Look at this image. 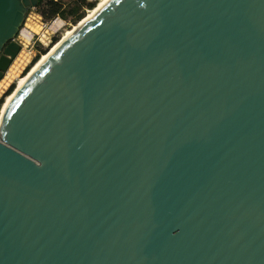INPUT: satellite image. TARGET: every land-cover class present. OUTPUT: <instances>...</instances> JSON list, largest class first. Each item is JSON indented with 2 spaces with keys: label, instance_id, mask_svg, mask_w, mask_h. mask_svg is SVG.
Masks as SVG:
<instances>
[{
  "label": "water",
  "instance_id": "95a60500",
  "mask_svg": "<svg viewBox=\"0 0 264 264\" xmlns=\"http://www.w3.org/2000/svg\"><path fill=\"white\" fill-rule=\"evenodd\" d=\"M13 92L0 264H264V0H107Z\"/></svg>",
  "mask_w": 264,
  "mask_h": 264
},
{
  "label": "bare ground",
  "instance_id": "6f19581e",
  "mask_svg": "<svg viewBox=\"0 0 264 264\" xmlns=\"http://www.w3.org/2000/svg\"><path fill=\"white\" fill-rule=\"evenodd\" d=\"M106 1L107 0H98L96 6L92 10L88 11L86 16H84L81 20H79L75 26H72L71 29L67 30L58 42H56L55 44L52 43L53 46H51L52 44H50L47 47V49L51 47L50 50H48L44 54H41L40 57L37 59V61L31 65L29 70L21 75L22 70L30 62L33 55V51L30 48H28V45L31 42V39L34 37V35L35 34L38 35V37L42 42L47 43L48 40L46 35L48 34V32L50 31L54 32L58 29V27H61L63 25V22L58 21V19L49 25H44L40 21V17L37 14H35L36 16L35 17L33 16L34 18L32 19L34 21L33 25L31 26L26 24L27 29L21 32V35L24 38L22 48L20 49L16 57L12 60L10 66L8 67L7 71L4 73V76L0 80V96L5 92L9 84L15 79H16L15 90L18 87H20L27 79V77L42 63V61H44V59H46V57L61 43V41H63L68 35H70L78 25H80L81 23L86 21L89 17H91V15L95 13V11L99 7H101ZM13 93L14 92H12L9 95H6L5 100L1 105L2 111L10 101Z\"/></svg>",
  "mask_w": 264,
  "mask_h": 264
},
{
  "label": "rangeland",
  "instance_id": "374dc122",
  "mask_svg": "<svg viewBox=\"0 0 264 264\" xmlns=\"http://www.w3.org/2000/svg\"><path fill=\"white\" fill-rule=\"evenodd\" d=\"M56 1H58V2H60L61 4H62V8H63V10L64 11H66V13H65V17H61L60 15V18L58 19V21H62L63 22V25L61 26V27H63L65 24H64V22H66L67 23V25L63 28V29H61L58 33H56L55 34V36L53 37V39L55 38L57 41H53V44H55L56 42H58L61 38H62V36H63V34L67 31V30H69V29H71V27L72 26H75L77 23H78V21H76L75 19H74V16L72 15V14H70V13H68V11L71 9V7H73V6H75V0H56ZM86 1V0H85ZM90 2H94L95 3V6H96V4L98 3V0H89ZM89 1H87V2H89ZM43 9H46V7L44 6V5H41L40 7H38V9L37 10H31V9H29L30 11H28V15L26 14V24L27 25H33V18L36 16L35 14H39V16H40V18L42 19V22H47L48 20H50V18H52V17H44V16H42V15H40L41 14V11L43 10ZM93 9V8H92ZM92 9H87L86 7H84L83 9H80L78 12L79 13H81L82 11H83V13H84V16H86L87 15V13H88V11H90V10H92ZM34 16V17H33ZM54 16H56V15H54ZM83 16V17H84ZM82 17V18H83ZM81 18V19H82ZM32 20V21H31ZM56 21V20H55ZM61 27H58V29H60ZM52 39V40H53ZM21 41L23 42L24 40L23 39H21ZM53 44L51 45V46H53ZM31 48V45L29 44L28 45V48ZM51 48V47H50ZM50 48L49 49H43L42 48V46L40 45V47H37L36 49L34 48H32V51H33V55H32V58H31V60H30V62L24 67V69L22 70V72H21V75L22 74H24V73H26L27 72V70H29V68L31 67V65H32V61H33V59H34V57L36 56V55H39V53L40 54H44V53H46L48 50H50ZM45 50V52H43ZM41 52H43V53H41ZM40 57V56H39ZM12 85H14V90H15V85H16V79L15 80H13L10 84H9V86L7 87V89L5 90V92L0 96V98H2V97H4V95L6 94V92L8 91V89L12 86ZM13 90V91H14ZM12 91V92H13ZM11 92V93H12ZM10 93V94H11ZM4 100H5V97H4Z\"/></svg>",
  "mask_w": 264,
  "mask_h": 264
},
{
  "label": "trees",
  "instance_id": "16d2710c",
  "mask_svg": "<svg viewBox=\"0 0 264 264\" xmlns=\"http://www.w3.org/2000/svg\"><path fill=\"white\" fill-rule=\"evenodd\" d=\"M41 5H44L46 7V9H43L41 11L42 16L50 18V17L58 14L61 17H65L66 11L63 10L62 4L60 2L55 1V0H37L36 6L40 7ZM84 7H86L87 9H92L95 7V3L94 2H87L85 0H75V6L71 7V9L68 11V13L72 14L76 21H79L84 16V13H83V11L81 13H79L78 11L80 9H83ZM53 41L55 42L57 40L54 38ZM43 52H45V50ZM43 52H41V53H43ZM39 56L40 55H36L34 57L32 64L37 61ZM13 90H14V85H12L8 89V91L6 92L4 97H6V95H9ZM4 97L0 98V108H1L2 103L4 102Z\"/></svg>",
  "mask_w": 264,
  "mask_h": 264
},
{
  "label": "built area",
  "instance_id": "2783aa9c",
  "mask_svg": "<svg viewBox=\"0 0 264 264\" xmlns=\"http://www.w3.org/2000/svg\"><path fill=\"white\" fill-rule=\"evenodd\" d=\"M56 1V0H55ZM86 1H89V0H86ZM90 2V1H89ZM31 10H37L38 9V7L37 6H34V7H31L30 8ZM30 11V10H29ZM29 14V13H28ZM27 14V15H28ZM41 15V14H40ZM38 16H39V14H38ZM40 17V16H39ZM60 18V16L57 14L56 16H53L52 18H50V20H48L47 22H42V19L40 18V21L42 22V24H44V25H49V24H51V23H53L55 20H57V19H59ZM26 16H25V19H24V21H23V24H22V26L20 27V29H19V31H18V33H17V35L15 36V38L13 39L19 46H20V49L22 48V45H23V42L21 41V39H23L24 40V38L22 37V35H21V32L23 31V30H26L27 29V27H26ZM64 26L63 27H61L60 29H57L56 31H54V32H48V34L46 35V37H47V40H48V42L47 43H44V42H42L41 40H40V38L38 37V35H34V37L31 39V42L29 43L30 45H31V50H32V48L34 49H36L37 47H40V45L42 46V48L43 49H47V47L50 45V44H52L53 43V37L55 36V34L56 33H58L61 29H63L66 25H67V23L66 22H64ZM39 55H41L40 53H39Z\"/></svg>",
  "mask_w": 264,
  "mask_h": 264
}]
</instances>
